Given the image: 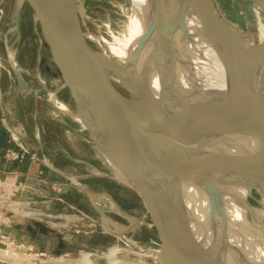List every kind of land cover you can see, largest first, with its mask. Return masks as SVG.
<instances>
[{"label": "water", "instance_id": "obj_1", "mask_svg": "<svg viewBox=\"0 0 264 264\" xmlns=\"http://www.w3.org/2000/svg\"><path fill=\"white\" fill-rule=\"evenodd\" d=\"M251 1L264 13V0ZM77 2L17 0L13 22L20 35L24 5L33 9L86 129L115 168L110 176L135 191L146 207L148 216L136 217L112 193L77 182L103 227L125 237L116 231L125 223L146 225L160 238L158 253L166 264H247L230 240L229 208L264 211L250 202L264 206V37L256 43L234 28L218 13L215 0H149L148 21L133 54L139 72H124L126 80L120 81L127 85L125 95L110 79L109 63L90 49ZM187 18L199 23L222 63L223 80L216 87L183 85L182 50L173 35L180 31L191 39ZM24 73L17 65L19 88L28 91ZM1 74L0 66V81ZM2 97L0 83L2 124L28 150L7 122ZM190 189L206 200L207 217L192 204Z\"/></svg>", "mask_w": 264, "mask_h": 264}, {"label": "rangeland", "instance_id": "obj_2", "mask_svg": "<svg viewBox=\"0 0 264 264\" xmlns=\"http://www.w3.org/2000/svg\"><path fill=\"white\" fill-rule=\"evenodd\" d=\"M16 1L0 0V4H3L0 6L2 93L10 88V83L16 82L18 85L17 65L24 68L29 77L31 74L36 75L40 72L39 74L46 80H41L40 84L34 77L33 84L36 88L42 89L41 91L46 90L45 87H47L44 97H47L49 104L40 105L39 108L44 111L49 110L52 114L57 112L68 124L71 123V117L76 119L78 125L76 126L73 120L74 131L77 133L80 131L77 129H85V139L90 140L92 145V157L91 167L87 170L83 168L85 172L78 173L77 177H71L68 174L65 175L66 177L62 176L65 182L60 188L57 186L54 189L50 184H47V187L44 186L39 198H35L36 203L30 207H8L6 206L8 203L3 202L4 206L0 207V264H83L84 252L92 253L91 264L166 263L164 259L161 260V255L158 253L161 240L153 230V233L147 232L146 225L141 226L139 222L133 224L127 222L123 230L115 229L118 233L125 234V237L109 233L103 227L99 213L91 207L87 195L77 186V182L81 181L94 192L112 193L120 207L129 214L136 217L148 216L140 196L128 187H123L110 176L112 173L105 164L90 131L77 119L78 103L72 97L69 86L64 83L63 73L56 66L49 45L41 38L40 26L35 21L34 11L27 4L23 9L21 34L17 35L13 22ZM121 3L124 1L81 0L83 11L88 19H82V13L80 19L86 22V24L82 23L83 30L99 37L100 43L104 46V49L100 50L98 42L90 39L88 41L90 49L99 53L105 64L108 63L107 53L111 51L112 56H109V59L117 63L120 69L125 66L124 72L127 73V70L135 64L133 60L135 43L126 44L127 39L131 41L133 39L131 20L134 17L128 15L124 8L119 7ZM215 4L218 13L250 40L258 43L263 39L264 13L253 1L215 0ZM123 18L124 21L121 23ZM109 26H111L110 29H108ZM10 33L13 34L10 35ZM117 33L122 34L120 43L112 40V35L116 36ZM108 73L119 91L127 95L125 88L127 85L122 84L109 69ZM32 89L35 94L36 91L33 87ZM61 103L69 107L68 112L61 110ZM33 106L38 107L36 103H33ZM43 114L31 115L29 108L27 114L22 115L25 117L27 130L32 133L33 129L36 135L38 131V136L43 140V146L46 145L51 150L57 146L62 148L64 144L67 146L66 130H60L54 119L47 120ZM13 130L18 133L15 128ZM36 135H30L27 139L35 142ZM80 141L74 139L72 142L74 146L80 148ZM24 146L27 147L25 144ZM31 152L39 158L36 151L31 150ZM255 196L261 199L257 193ZM32 197L34 196L31 195ZM250 202L264 210V206L255 200L252 199ZM104 205L108 207L109 203L106 202ZM112 216L118 222L124 223L119 216L113 214ZM257 233L264 236L263 230ZM113 246L121 247L117 256L118 262H112L106 255Z\"/></svg>", "mask_w": 264, "mask_h": 264}, {"label": "crops", "instance_id": "obj_3", "mask_svg": "<svg viewBox=\"0 0 264 264\" xmlns=\"http://www.w3.org/2000/svg\"><path fill=\"white\" fill-rule=\"evenodd\" d=\"M2 1L4 2V0ZM1 5L3 4H0V6ZM35 28L37 30V24ZM11 34L13 33H10V35ZM24 71V77L27 83L34 88L37 94L31 93L30 90H28V92L25 90H20L18 85H16V82L15 84L10 83L11 86L9 89L5 90L3 87V90H5L2 97L3 108L9 126L12 129L15 128L17 130V132L21 136L22 143L25 144L29 149L36 151L39 158L36 161L32 159L30 160L29 158L21 162L15 161L13 163H9L5 161L4 151L9 145L10 133L2 124L0 117V178L5 179L8 183L7 185L0 188V207L4 206L3 202L8 203L6 204V206L8 207L16 208L17 206L24 208L30 207L32 204L36 203L35 198H39V196L31 198L32 194H27L29 192L20 191L17 189L16 186H18L19 184H27L34 190L38 187V190L40 192L42 191V189H44V186L47 187V184L52 185V187L56 189L57 186L60 188V186L65 182V178H63L62 176L68 174L71 177H77L78 173H83L85 172L84 169L87 170L88 167H91L92 145H90V140L85 139V129L79 128L77 130L80 131L76 133L72 125H74L73 120H75V123L77 121L73 117H71V123L69 122L68 124L63 119L64 117L62 118V116H60L57 112L55 114H52L49 110H41L42 108H39L40 105L43 106L45 104H49L47 101V97H44L45 92H47V87H45L46 90L41 91L42 89L36 88L34 86L35 84H33V81L35 80V77L41 84V80L45 81L46 78L39 74L40 72H37L36 75L31 74V77H29L27 71L25 69ZM38 76H42V79ZM48 92L50 91L48 90ZM33 103H36L38 107L34 108ZM29 108L31 115H33V113H36L37 116H40L41 113H44L43 115L45 119H54L56 121V125L60 130H66L65 138L67 146L66 144H64L65 147L62 146L61 148L57 146L55 148H52V150L46 145L43 146V140L38 136V131L36 135V131H34L33 129L32 133L27 130L28 127L25 123V117L22 115L27 114ZM77 125L78 124L76 123V126ZM24 134L26 136H24ZM30 135H36L35 142L37 144L35 142H32V139H27L28 137H30ZM74 139L81 140L79 145L80 148H77L73 145L72 141H74ZM147 229V232H152V230L148 227Z\"/></svg>", "mask_w": 264, "mask_h": 264}, {"label": "bare ground", "instance_id": "obj_4", "mask_svg": "<svg viewBox=\"0 0 264 264\" xmlns=\"http://www.w3.org/2000/svg\"><path fill=\"white\" fill-rule=\"evenodd\" d=\"M77 1H78L77 2L78 20H80L83 29L82 23L86 24V22L84 20L82 21V19H88V17L87 15H85L83 11L84 8L82 7L81 0H77ZM123 1L124 3H121L119 7L121 9L124 8L128 15L134 17L133 20H131V26H133L131 29V34L133 36V39L132 41L130 39H127L126 44L131 45L132 42H134L136 45L137 38L145 30L144 23L148 21L147 16L149 9V0H123ZM80 14L82 15V19H80ZM123 21L124 18L122 19L121 23ZM110 27L111 26H109L108 29H110ZM187 27L190 32L191 39L188 40L186 38V35H184L183 32L180 31H177V33L173 35L174 41L176 42L178 41V43L176 44L182 50L181 52L182 65L180 66L179 71L181 72L182 79L184 80L183 85L185 89L193 90L195 89V87L198 85L199 82L202 85L204 84L203 86L207 88L216 87L217 85H220V83L222 84V80H223L222 63L219 62L218 58L213 53V50L208 46V44L204 40L202 33L200 32L199 23L194 18H187ZM83 35H85V39L87 42L90 41V39L91 41L95 40L98 42L99 46L101 47L100 50L104 49V46L99 41V37L93 35L90 32L86 33L84 30H83ZM121 38H122V34L117 33L116 36L112 35V40L116 43H120ZM126 38L127 37H125V39ZM109 56H112L111 51L107 53V60L109 65L111 66L110 69L108 68L109 71L112 72L115 75V77H117L120 81L124 80L125 66H123L122 69L118 68V66L117 67L113 66L112 60L109 59ZM187 60H189L190 63L193 64L191 65V67L187 66L188 64ZM193 67L196 68L194 73H192ZM128 72L129 74L130 72L138 73L139 65L133 64V66L127 70V74ZM39 78L42 79V76L41 77L39 76ZM29 90L31 93H33L32 87ZM61 110H65L68 112L69 107H67L64 103H61ZM76 115L78 117L77 119L83 122L82 124L85 127V122L81 118V114L76 113ZM102 158L105 161V164L108 165L109 170L111 171L110 168H112V164L110 166V160L108 159V157L104 154V157ZM113 170H115V168ZM189 197L191 198L192 204L196 207V210L198 212H202L204 218L207 217L208 204L206 200H202V199L200 200L198 195L195 193L193 189L189 190ZM229 214L231 215L230 218L231 225L232 227H234L233 228L234 230L232 229L233 234H230L231 235L230 240L236 245L237 250H239V253L241 255L240 259L245 257L247 264H261L259 262H263L264 264V239H263L264 236H262L261 233L260 234L257 233V231H262V230L264 232V211L255 209L254 211L250 212L245 208L230 206ZM120 250L121 247L113 246L106 253V255L112 262H118L117 256ZM91 254H92L91 252H84L85 257L83 259L84 261L83 264H91L93 262V258ZM128 264H134V263L129 262Z\"/></svg>", "mask_w": 264, "mask_h": 264}, {"label": "built area", "instance_id": "obj_5", "mask_svg": "<svg viewBox=\"0 0 264 264\" xmlns=\"http://www.w3.org/2000/svg\"><path fill=\"white\" fill-rule=\"evenodd\" d=\"M29 158L30 160H38V157L35 153L31 152L29 149L24 150L23 148L19 147L12 139V136L10 135L9 145L6 147L4 151V159L6 162H15V161H24L25 159ZM7 181L5 179L0 178V188L7 185ZM18 190L20 191H27L29 194H32L33 196H39L40 191L37 189H32L27 184H19L16 186Z\"/></svg>", "mask_w": 264, "mask_h": 264}, {"label": "flooded vegetation", "instance_id": "obj_6", "mask_svg": "<svg viewBox=\"0 0 264 264\" xmlns=\"http://www.w3.org/2000/svg\"><path fill=\"white\" fill-rule=\"evenodd\" d=\"M22 21V20H21ZM22 26H23V23H22ZM22 26H21V29H22ZM31 151V150H30Z\"/></svg>", "mask_w": 264, "mask_h": 264}]
</instances>
